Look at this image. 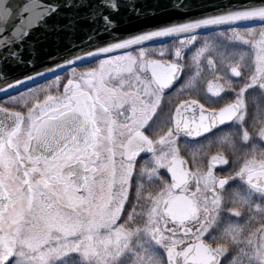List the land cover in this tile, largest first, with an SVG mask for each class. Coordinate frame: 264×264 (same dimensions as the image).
Here are the masks:
<instances>
[{
	"label": "snow or ice",
	"instance_id": "obj_1",
	"mask_svg": "<svg viewBox=\"0 0 264 264\" xmlns=\"http://www.w3.org/2000/svg\"><path fill=\"white\" fill-rule=\"evenodd\" d=\"M168 12L0 0V264H264V0Z\"/></svg>",
	"mask_w": 264,
	"mask_h": 264
},
{
	"label": "water",
	"instance_id": "obj_2",
	"mask_svg": "<svg viewBox=\"0 0 264 264\" xmlns=\"http://www.w3.org/2000/svg\"><path fill=\"white\" fill-rule=\"evenodd\" d=\"M113 2H116V0H113ZM138 2L144 11H147L149 8H156L160 13L156 17L151 18L148 23H162L169 20L170 14L168 12V4L170 0H138ZM196 2H199V0H196ZM208 2H211V0H208ZM118 19L122 21L120 25L122 34L143 30L144 25L135 17L126 15L124 9H121V14ZM40 39H44L43 35L40 36ZM38 49L41 50V57L43 58L46 52L54 51V46L51 44L50 40H47L44 44H38Z\"/></svg>",
	"mask_w": 264,
	"mask_h": 264
},
{
	"label": "rangeland",
	"instance_id": "obj_3",
	"mask_svg": "<svg viewBox=\"0 0 264 264\" xmlns=\"http://www.w3.org/2000/svg\"><path fill=\"white\" fill-rule=\"evenodd\" d=\"M187 55L190 57L191 56V52L187 53ZM194 71L195 70L193 69V73H194ZM208 78L209 77L207 76V74H205L204 79L201 80V86L206 87V81H207ZM216 151H217L216 148H212L210 152H207V154L211 155V154H214Z\"/></svg>",
	"mask_w": 264,
	"mask_h": 264
},
{
	"label": "flooded vegetation",
	"instance_id": "obj_4",
	"mask_svg": "<svg viewBox=\"0 0 264 264\" xmlns=\"http://www.w3.org/2000/svg\"><path fill=\"white\" fill-rule=\"evenodd\" d=\"M66 82V81H65ZM43 83V82H41ZM177 88H179V85H177ZM61 90H62V87H61ZM189 97V94L187 92L183 93L182 97H179V98H188ZM4 98H0V100H2ZM174 99H177V97L174 95Z\"/></svg>",
	"mask_w": 264,
	"mask_h": 264
}]
</instances>
